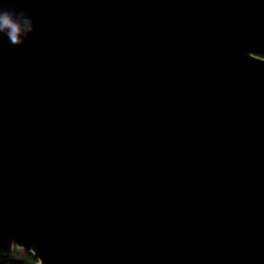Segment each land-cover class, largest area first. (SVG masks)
I'll list each match as a JSON object with an SVG mask.
<instances>
[{
	"label": "water",
	"instance_id": "1",
	"mask_svg": "<svg viewBox=\"0 0 264 264\" xmlns=\"http://www.w3.org/2000/svg\"><path fill=\"white\" fill-rule=\"evenodd\" d=\"M0 251L36 264H264V0H0Z\"/></svg>",
	"mask_w": 264,
	"mask_h": 264
},
{
	"label": "clouds",
	"instance_id": "2",
	"mask_svg": "<svg viewBox=\"0 0 264 264\" xmlns=\"http://www.w3.org/2000/svg\"><path fill=\"white\" fill-rule=\"evenodd\" d=\"M28 27V22L17 19L13 12H0V31H4L12 42H19L22 33Z\"/></svg>",
	"mask_w": 264,
	"mask_h": 264
},
{
	"label": "trees",
	"instance_id": "3",
	"mask_svg": "<svg viewBox=\"0 0 264 264\" xmlns=\"http://www.w3.org/2000/svg\"><path fill=\"white\" fill-rule=\"evenodd\" d=\"M22 251V258H18L17 254ZM37 260L31 253L24 250L15 249L12 253L0 251V264H36Z\"/></svg>",
	"mask_w": 264,
	"mask_h": 264
},
{
	"label": "rangeland",
	"instance_id": "4",
	"mask_svg": "<svg viewBox=\"0 0 264 264\" xmlns=\"http://www.w3.org/2000/svg\"><path fill=\"white\" fill-rule=\"evenodd\" d=\"M22 255H23L22 251H20L19 254H17L18 258H22Z\"/></svg>",
	"mask_w": 264,
	"mask_h": 264
}]
</instances>
